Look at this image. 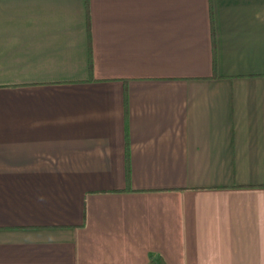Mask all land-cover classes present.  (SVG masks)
Returning a JSON list of instances; mask_svg holds the SVG:
<instances>
[{"label": "crops", "instance_id": "1", "mask_svg": "<svg viewBox=\"0 0 264 264\" xmlns=\"http://www.w3.org/2000/svg\"><path fill=\"white\" fill-rule=\"evenodd\" d=\"M151 256L264 264V0H0V264Z\"/></svg>", "mask_w": 264, "mask_h": 264}, {"label": "trees", "instance_id": "2", "mask_svg": "<svg viewBox=\"0 0 264 264\" xmlns=\"http://www.w3.org/2000/svg\"><path fill=\"white\" fill-rule=\"evenodd\" d=\"M88 68L91 70V60L88 61ZM150 264H165L159 256H151Z\"/></svg>", "mask_w": 264, "mask_h": 264}]
</instances>
